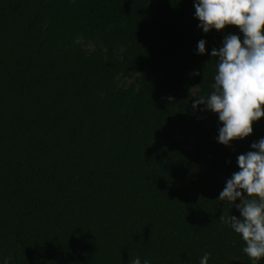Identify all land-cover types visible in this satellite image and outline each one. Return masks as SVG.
Instances as JSON below:
<instances>
[{
    "label": "trees",
    "instance_id": "trees-1",
    "mask_svg": "<svg viewBox=\"0 0 264 264\" xmlns=\"http://www.w3.org/2000/svg\"><path fill=\"white\" fill-rule=\"evenodd\" d=\"M193 3L0 0V264H252L218 197L264 117L225 146L183 103L212 91L211 49L243 40L205 34Z\"/></svg>",
    "mask_w": 264,
    "mask_h": 264
},
{
    "label": "clouds",
    "instance_id": "clouds-1",
    "mask_svg": "<svg viewBox=\"0 0 264 264\" xmlns=\"http://www.w3.org/2000/svg\"><path fill=\"white\" fill-rule=\"evenodd\" d=\"M193 6L194 18L205 34L226 25L238 26L243 34L242 42L239 35L229 34L219 49H211V57L218 58L212 91L193 101V108L203 105L201 110L218 114L216 140L228 146L234 139L249 136L252 123L264 117V0H194ZM196 52L205 54L204 39L198 41ZM250 147L252 151L237 156L240 170L227 179L218 197L235 207L239 218L221 215L219 219L240 235L245 242L241 251L252 264H259L264 259V138ZM209 258L210 253L204 252L199 264H208ZM131 264L151 261L135 257Z\"/></svg>",
    "mask_w": 264,
    "mask_h": 264
},
{
    "label": "rangeland",
    "instance_id": "rangeland-1",
    "mask_svg": "<svg viewBox=\"0 0 264 264\" xmlns=\"http://www.w3.org/2000/svg\"><path fill=\"white\" fill-rule=\"evenodd\" d=\"M81 48L82 51L85 52L86 54L91 53L92 51L95 50V46L91 43H82L81 44ZM120 51H122V49H120ZM119 81V86L121 89L124 90H133L136 91L138 88V84H139V75L137 73H131L129 76L127 77H119L118 78ZM204 96V93L202 91V88L198 85L195 84L191 87V89L189 90L188 95L186 96V98L184 99L183 103L192 111L194 112H205L208 115H218L216 113H213L211 111H204L201 110L204 108L203 105H199L196 108H193V101L196 98L202 97Z\"/></svg>",
    "mask_w": 264,
    "mask_h": 264
}]
</instances>
